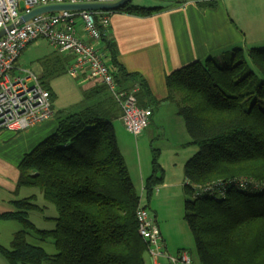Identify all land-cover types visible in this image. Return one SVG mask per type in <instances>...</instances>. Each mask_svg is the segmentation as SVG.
Instances as JSON below:
<instances>
[{"label":"trees","instance_id":"1","mask_svg":"<svg viewBox=\"0 0 264 264\" xmlns=\"http://www.w3.org/2000/svg\"><path fill=\"white\" fill-rule=\"evenodd\" d=\"M159 9L131 1L119 8L139 15ZM102 41L113 47L106 35ZM71 60L54 57L50 74L67 71ZM111 62L121 89L136 88L142 107L153 100L146 80L117 62L114 50ZM127 81L131 88L125 87ZM166 81L168 99L184 118L188 143L199 148L184 165L185 193L192 196L185 200L184 219L195 238L197 263L264 264V48H239L225 60L194 61ZM42 84L54 100V90ZM84 94L83 107L55 112V131L20 163L18 189H39L56 205L58 216L53 229H39L30 218L32 210L44 211L35 195L14 201L15 210L1 216L22 225L9 247L0 245L10 264H147L149 244L136 217L142 196L115 127L122 107L103 83ZM158 155L155 151L146 179L147 197L164 182ZM239 177L262 187L229 183ZM207 184L214 188L198 194L199 186ZM31 232L42 240L52 237L57 252L29 241Z\"/></svg>","mask_w":264,"mask_h":264},{"label":"crops","instance_id":"2","mask_svg":"<svg viewBox=\"0 0 264 264\" xmlns=\"http://www.w3.org/2000/svg\"><path fill=\"white\" fill-rule=\"evenodd\" d=\"M207 2H213L214 5H208ZM131 3L136 6L160 9L150 15H139L119 9L111 11L110 27L106 36L113 47L108 48L106 42L102 40L97 47L106 54L109 65L114 68L113 71H116L111 62L114 50L117 62L128 72H136L146 80L153 100L145 101L144 107L153 110L151 116L153 123L156 122V117L153 118L155 106L171 108L170 105L175 103L168 99L166 81L168 74L194 61L215 58L214 56L225 50L232 49L233 55L239 48L245 51L250 47L264 48V0H131ZM76 77L80 85L93 83L88 88H84V92L93 85L101 83L99 79L91 80L87 70H83ZM130 86H132L131 82H125V87ZM53 110L55 115L56 111L54 108ZM174 113L177 114V111ZM54 115L24 130L0 129L1 246H4V238L14 235L21 229L19 221L1 217L5 213L14 211V201L23 198V194L30 189H18L20 163L26 154L55 131ZM176 124L180 132L179 144L184 145L190 141L189 136L188 138L186 136L188 134H185V123L177 118ZM115 125L119 128V130L116 128L117 139L123 153L121 147L123 144L129 146L133 144L131 138L125 136L127 129L122 117L115 120ZM138 164L136 183L140 187L141 192H139L142 196L145 193L146 179L151 175L153 168L148 165L144 168L141 160ZM162 164L166 170L168 168L166 163L162 161ZM130 173L132 174L131 171ZM170 184L176 185V182H170L167 176L155 189L158 195ZM142 203L144 204L143 200ZM155 218L161 230L165 250H167L170 235L162 227L157 215ZM159 260L157 259V264L166 262ZM151 264L155 263L151 260Z\"/></svg>","mask_w":264,"mask_h":264},{"label":"built area","instance_id":"3","mask_svg":"<svg viewBox=\"0 0 264 264\" xmlns=\"http://www.w3.org/2000/svg\"><path fill=\"white\" fill-rule=\"evenodd\" d=\"M117 1L0 0V30L5 29L0 37V129L24 130L54 115L51 93L36 72L17 65L25 47L39 37L47 38L56 49L73 55L67 68L71 76L76 77L87 70L91 78L99 79L107 86L122 107L121 117L129 132L138 135L149 125L153 110L138 104L136 88H120L106 54L97 47L109 30L110 10L62 9L38 13L17 24L24 15L47 5ZM18 69L23 73H17ZM229 183L243 189L262 187V184L246 177ZM213 188L212 184L202 185L197 193ZM136 217L139 232L148 242L149 255L155 264L158 257H167L172 264H198L187 250H181L178 256L167 253L160 227L145 204L139 206Z\"/></svg>","mask_w":264,"mask_h":264},{"label":"rangeland","instance_id":"4","mask_svg":"<svg viewBox=\"0 0 264 264\" xmlns=\"http://www.w3.org/2000/svg\"><path fill=\"white\" fill-rule=\"evenodd\" d=\"M88 39L86 36H84ZM232 49L225 50L217 56V59L225 56L232 55ZM56 56L65 58L72 56L71 54L64 53L56 49L47 38L39 37L30 42L20 55L17 65L18 68H31L38 75L42 83H48L56 93L53 102L55 111H68L72 109H79L84 106L86 98L84 88H88L93 83L88 82L86 85H80L78 78L71 76L67 71H61L58 75H51L50 71L53 69L52 59ZM220 59V60H223ZM249 64L254 68L249 60ZM17 73H23L17 70ZM91 80H94L93 78ZM172 103L169 107L155 106L154 119L156 122L150 120L151 124L140 135L125 130V136L131 138L133 145L123 144L122 150L124 158L130 171L135 187L140 191L139 185L136 183V174L139 166V160L143 162V166H152L155 151L159 152L158 160L164 169V179L168 176L170 182H176V185H168L161 194L154 191L151 197H147L146 193L142 195V200L148 206L150 212L155 216L157 215L162 227L169 233L168 238V254L171 256H178L181 250H187L192 258L198 262V255L196 250V243L193 233L191 232L187 222L184 219L185 213V200L192 198L191 195L185 193L184 188V163L189 159L190 155H194L198 151V146L189 144H179L180 132L177 128L176 120H181L185 123L184 118L178 113V106ZM116 126V125H115ZM116 128L119 130L118 126ZM185 134H188L186 126L184 127ZM187 138L189 136L186 135ZM190 140V136H189ZM122 145V144H121ZM162 161L166 163L167 169L165 170ZM137 167V168H136ZM160 187V186H159ZM141 192V191H140ZM35 195L34 201L44 211L32 210L30 218L34 221L39 229H53L56 225L54 220L58 216L57 207L54 203L45 200L42 192L39 189L30 188L22 197ZM47 217V218H46ZM51 218V219H49ZM21 224V223H20ZM22 229V225H21ZM14 235L4 238L3 245L9 247ZM29 241L43 246L49 253H56L57 249L52 237L47 239H40L36 233L31 232L28 235ZM166 250V251H167ZM160 262L166 261L164 264H172L167 257H158ZM151 257L146 255L147 264H151ZM0 264H10L6 256L0 251ZM174 264V263H173ZM184 264V263H179Z\"/></svg>","mask_w":264,"mask_h":264},{"label":"water","instance_id":"5","mask_svg":"<svg viewBox=\"0 0 264 264\" xmlns=\"http://www.w3.org/2000/svg\"><path fill=\"white\" fill-rule=\"evenodd\" d=\"M131 0H119L113 3H84V4H56V5H47L40 8L33 10L31 13L24 15L21 17L17 24H21L24 21L30 19L32 16L43 13V12H50V11H58L62 9H88V10H118L119 8L123 7ZM11 27V26H10ZM5 33V29L0 30V37L3 36Z\"/></svg>","mask_w":264,"mask_h":264}]
</instances>
